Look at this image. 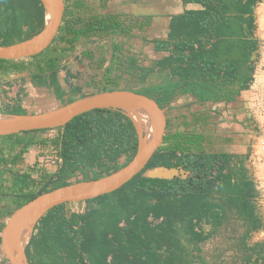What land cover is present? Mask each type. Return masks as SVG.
Returning a JSON list of instances; mask_svg holds the SVG:
<instances>
[{
  "label": "trees",
  "instance_id": "obj_1",
  "mask_svg": "<svg viewBox=\"0 0 264 264\" xmlns=\"http://www.w3.org/2000/svg\"><path fill=\"white\" fill-rule=\"evenodd\" d=\"M62 1V19L48 51L54 42H58V50L66 51L79 36L91 31L120 36L133 33V24L118 14L92 15L87 3ZM182 1L198 3L202 9L173 15L166 39L154 42L156 51L169 53L158 64L160 70L168 69L170 77L178 80L164 76L166 80L156 85L124 88L154 98L164 113L178 92H192L204 100L222 95L225 98L248 88L256 63L258 41L253 35V14L260 0ZM43 24L40 0H0V45L27 39ZM56 60L42 51L26 58L0 59V64L9 63L1 70L29 71L32 82L39 85L44 82V74L55 76ZM127 64L129 72L138 70L135 76L139 83H145L154 71V67L136 66L130 59ZM117 88L107 85L87 94ZM0 112L14 113L3 109ZM51 129L57 133L42 139H36L35 134L50 129L0 135V168L20 162L32 145L51 146L58 161L53 172L40 174L38 180L31 179L29 173L18 175L15 181L21 189L17 191L0 189V214L9 217L25 201L66 185L72 176L75 181H85L109 174L127 164L137 148L133 124L118 109L96 108ZM168 134L163 141L173 140L172 145L159 146L145 168L118 189L84 201L87 207L82 212L64 209L74 202L48 210L34 225L24 247L28 263L203 264L198 263L201 259L195 253L206 238L201 223L216 226L224 217L214 195L222 190L229 198L244 202L241 214L255 220L251 229H258L257 215L253 216L252 207L245 205L252 182L247 181L243 171L233 170L230 155L192 152L186 149L180 135ZM15 147L17 151L10 155ZM158 165L180 167L190 175L170 179L142 175L146 168ZM33 185L35 189H31ZM149 217L160 220L150 221Z\"/></svg>",
  "mask_w": 264,
  "mask_h": 264
},
{
  "label": "crops",
  "instance_id": "obj_2",
  "mask_svg": "<svg viewBox=\"0 0 264 264\" xmlns=\"http://www.w3.org/2000/svg\"><path fill=\"white\" fill-rule=\"evenodd\" d=\"M72 1L87 3L92 15L104 12L120 15L126 23L133 24V33L131 36L108 33V37H105L102 35L105 34L104 32L91 31L79 36L78 44L66 51V62L56 66L55 76L53 77L49 72L44 74V82L39 85L32 82L29 71L1 70L9 66V63L0 64V109L14 111L13 114L34 113L49 109L47 105L62 104L63 99L68 100L74 95L75 97L86 95L109 83L121 80L139 83L137 75L135 76L138 70L131 73L127 68L129 59L136 66L154 67L151 82L148 83L147 78L145 83H140L143 86L159 84L163 79L166 80V76L171 81L178 80L175 76L170 77L168 69L160 70L158 64L162 59L167 58L169 53L164 50L156 51L154 42L166 39L169 22L173 15L202 9L200 4L183 3L182 0ZM253 15L255 17V10ZM253 35L257 39L255 31ZM81 37L88 42L81 40ZM256 69L255 67L253 80L248 88L240 89L233 95L225 96V98L222 95L219 99L199 100L198 96L192 92H178L165 110L166 126L167 124L168 126L165 127L164 135L165 133L180 135L186 149L192 152L230 155V165L233 166V170L236 173L243 171L247 181L252 182L253 185L252 191L246 196L245 205L252 207L253 216L257 215L258 229H251L255 220H250V217L243 212L241 214L240 210H244V202L241 204L233 197L229 198L227 192L223 190L214 193L216 204L220 205L221 211L225 214L216 226L202 221L201 227L206 238L199 244V251L195 252L201 259L198 263L201 261L203 264H261L264 262V221L260 217L256 204L258 189L255 174L249 172L247 165L248 162L251 164L255 162L254 155L259 151L262 141L259 138L261 136L256 134L255 128L257 126L255 119L259 117L258 112L262 109L255 98L261 94L259 98L264 100V84H262L264 78L260 82L256 81L254 74ZM116 87L121 88V86ZM238 88L237 85L236 89ZM149 122L150 120H146L143 128L148 130ZM172 144L173 140L162 141L160 147L167 148ZM143 172L144 175L165 177L164 179L187 178L190 175L189 171L176 166L167 168L158 165L148 167ZM67 205L72 206L70 212H82L87 204L79 201ZM6 218L0 214V235ZM235 228H238V231ZM208 234L209 237H207ZM209 239L213 243L210 252L206 248L203 249V245ZM229 258L231 262L225 260ZM0 264H10L3 252L1 239Z\"/></svg>",
  "mask_w": 264,
  "mask_h": 264
},
{
  "label": "water",
  "instance_id": "obj_3",
  "mask_svg": "<svg viewBox=\"0 0 264 264\" xmlns=\"http://www.w3.org/2000/svg\"><path fill=\"white\" fill-rule=\"evenodd\" d=\"M40 1L44 7L42 29L27 39L9 45H0V59L30 57L42 52L51 44L62 19L63 1L48 0V8L44 0ZM133 103L143 106L153 120L154 136L148 142L145 141L144 131L140 124L125 109L126 105ZM96 108L118 109L131 120L137 136V148L134 156L127 164L109 174L85 181H75V178L67 179L66 185L40 193L16 208L4 222L0 235L3 252L10 264H29L24 252L25 246L22 250L23 262L17 257L13 249L11 240L16 225L25 222L30 224L29 240L34 225L51 208L67 202L86 201L121 187L145 168L149 159L162 143L166 127V115L154 98L124 88L86 94L76 97L70 102L34 113L7 114L0 112V114L8 117L5 120L0 119V135H3L20 131L56 128L68 123L73 117ZM143 173V176L156 178V176H147Z\"/></svg>",
  "mask_w": 264,
  "mask_h": 264
},
{
  "label": "rangeland",
  "instance_id": "obj_4",
  "mask_svg": "<svg viewBox=\"0 0 264 264\" xmlns=\"http://www.w3.org/2000/svg\"><path fill=\"white\" fill-rule=\"evenodd\" d=\"M254 10H255V17H254L255 18V29H254V31L256 32V37H257V41H258L257 51L254 53V54H256V56H255V58H256V64L255 65L256 66L254 65V68L256 67L257 71L254 74L256 75V77H257V75L260 76L261 80H263V78H264V0H260L255 5ZM102 35H105V37H108V33H105ZM80 39L85 41V42H88V40L85 39L84 37H81ZM105 39H107V38H105ZM77 42H79V40H76L74 42V44L72 45L73 48L75 45L78 44ZM43 51L46 52V55H51L52 57H56V59H57L56 65L57 66L62 65L63 62L64 63L66 62V58H67L66 57V51L67 50L66 51L58 50V42H54L49 51H48V48L44 49ZM68 58H71V57H68ZM133 79H134V77H133ZM148 79H149L148 83H150L152 80V75ZM261 80H258L257 82H260ZM262 84H264V83H262ZM115 85L121 86V88L131 87L134 89H137V88L139 89L143 86L142 84L136 83V82L129 83L128 80H127V82L124 80H121L118 82L109 83L110 87L115 86ZM260 95L261 94H258L257 98H255L256 101L260 104L259 106H261V109H262V110H260V112H258L259 117H257V119H255V122L257 124V126L255 128L257 131L256 134L261 136L259 138L264 139V100L259 98ZM72 97H73V99L76 98L75 95ZM263 97H264V95H263ZM62 101H63L62 104L66 103V102H70V101H67L65 99H63ZM47 106L49 108H51L55 105H47ZM48 107H46V108H48ZM41 108H45V107H41ZM146 120H149V118L145 117V121ZM152 129H153V126H152V124H150L149 129L146 130V137L147 138H149V136H151V134L153 132ZM56 133H57L56 129H50V130H46L43 132L36 133L35 137H36V139H42V138H46V137H52ZM6 146H7V148L10 147V145H8V144ZM17 149L18 148H16V147L13 148L10 151V155H13L17 151ZM254 156H255V158H254L255 162L253 164L248 162L247 165H248L249 172L252 174L253 173L255 174L256 185H257V189H258V195L256 194V196H257L256 204H257V209L260 213V217H262V220L264 221V152L258 151L257 154H255ZM57 166H58V161L55 158V154H54L51 146H49V145L48 146L32 145V146H30L29 150L23 154L20 162L16 163L15 165L7 164L6 166H2L0 168V189H2L3 191H5L7 193L9 191L10 192L17 191V189H21V188H20L18 182L15 181V179H17L19 177L18 175H20L21 173H29L31 176V179L38 180L40 177V174H42L44 172H53L57 168ZM73 178H75V176H72L69 179H73ZM35 188L36 187H34V185H33L31 189H35ZM86 207H87V205H85L84 208H86ZM70 208H72V206L66 205L64 209L67 212H69ZM6 219H5V221H6ZM235 230L238 231V228H235ZM231 232H229V234H231ZM212 244H213L212 240L209 239L207 241V243L203 245V249L206 248L210 252L212 250ZM240 257L242 258V255H240ZM225 260L228 262H231L230 258L225 259Z\"/></svg>",
  "mask_w": 264,
  "mask_h": 264
},
{
  "label": "bare ground",
  "instance_id": "obj_5",
  "mask_svg": "<svg viewBox=\"0 0 264 264\" xmlns=\"http://www.w3.org/2000/svg\"><path fill=\"white\" fill-rule=\"evenodd\" d=\"M46 3L47 8L49 7V2L48 0H44ZM47 16L49 17V12L47 11ZM261 80V77L257 75L256 77V81ZM125 109L127 110V112L129 114H131L134 119L140 124L142 130L144 131V136H145V141H149L153 136H154V126H153V120L149 117L147 111L143 108V106H141L140 104L137 103H133V104H129L125 106ZM145 117L149 118L150 122L149 125L152 124L153 126V132L151 134V136H149V138L146 137V130L145 128H143L144 124H145ZM8 117L6 115H2L0 114V119L5 120ZM152 120V121H151ZM148 125V126H149ZM30 234V224L29 223H23L20 225H16L14 230H13V238H12V246L13 249L15 251V254L17 255V257L23 262V247L25 246L28 237Z\"/></svg>",
  "mask_w": 264,
  "mask_h": 264
},
{
  "label": "built area",
  "instance_id": "obj_6",
  "mask_svg": "<svg viewBox=\"0 0 264 264\" xmlns=\"http://www.w3.org/2000/svg\"><path fill=\"white\" fill-rule=\"evenodd\" d=\"M259 151L260 152H264V139H262V141H261V143H260V145H259ZM150 221H159L160 220V218H152V217H149L148 218Z\"/></svg>",
  "mask_w": 264,
  "mask_h": 264
}]
</instances>
